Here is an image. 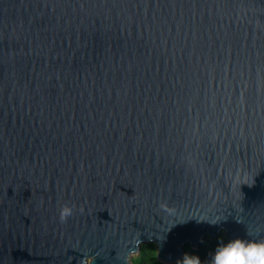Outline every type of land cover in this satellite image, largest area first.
<instances>
[{"label":"water","instance_id":"95a60500","mask_svg":"<svg viewBox=\"0 0 264 264\" xmlns=\"http://www.w3.org/2000/svg\"><path fill=\"white\" fill-rule=\"evenodd\" d=\"M220 231L264 238V0H0V264Z\"/></svg>","mask_w":264,"mask_h":264},{"label":"clouds","instance_id":"9594fccd","mask_svg":"<svg viewBox=\"0 0 264 264\" xmlns=\"http://www.w3.org/2000/svg\"><path fill=\"white\" fill-rule=\"evenodd\" d=\"M70 215L68 211L64 212V217ZM221 220L208 222L215 226ZM222 230V229H221ZM157 253L150 254L151 259H155ZM149 257H144V264H151ZM128 264H140L139 258L132 256ZM184 264H202L199 256L187 254L184 258ZM207 264H264V238H257L250 231L244 235L231 236L219 242L211 251Z\"/></svg>","mask_w":264,"mask_h":264},{"label":"rangeland","instance_id":"374dc122","mask_svg":"<svg viewBox=\"0 0 264 264\" xmlns=\"http://www.w3.org/2000/svg\"><path fill=\"white\" fill-rule=\"evenodd\" d=\"M227 239L225 232L220 231L217 236L210 239L209 237H206L204 241L200 244L198 248L191 247L190 244H186L183 248L184 257L180 260L179 264L184 263V258L187 254H194L200 257L202 264H207L208 257L211 253V251L214 249V247L221 242L222 240ZM152 252L157 253L156 245L154 243H143L139 246V249L136 253L132 254V256H136L139 258L140 264H144V257H149L151 259L150 254ZM151 264H164L160 262L157 258V255L155 259H151ZM178 264V263H175Z\"/></svg>","mask_w":264,"mask_h":264},{"label":"trees","instance_id":"16d2710c","mask_svg":"<svg viewBox=\"0 0 264 264\" xmlns=\"http://www.w3.org/2000/svg\"><path fill=\"white\" fill-rule=\"evenodd\" d=\"M179 264V263H178ZM181 264H184V263H181Z\"/></svg>","mask_w":264,"mask_h":264}]
</instances>
